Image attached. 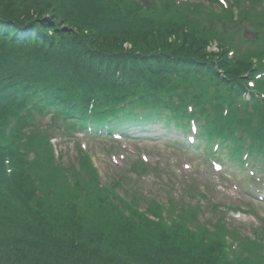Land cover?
Wrapping results in <instances>:
<instances>
[{"label": "trees", "instance_id": "obj_1", "mask_svg": "<svg viewBox=\"0 0 264 264\" xmlns=\"http://www.w3.org/2000/svg\"><path fill=\"white\" fill-rule=\"evenodd\" d=\"M68 1L69 6L64 0H0V126L8 106L38 88L49 93L51 87L77 79L75 90L91 95L94 85L105 84L106 78L108 84L131 78L138 82L145 71L159 75L172 69L179 74L189 67L190 57L179 62L177 52L171 53L170 35L161 26L162 33L146 21L138 24L124 0ZM125 43L131 51H124ZM184 45L199 47L204 56L203 45ZM8 149L16 167L7 177L0 147V187L9 193L8 205L0 199V264H226L213 259L216 246H182L171 237L180 249H162L156 226L131 211L125 216L106 195L99 196L96 206L88 203L84 191L58 209L46 204L40 190L42 171L31 173L35 170L31 162H21L20 149ZM181 248L193 255L187 257ZM161 256L171 257L163 263Z\"/></svg>", "mask_w": 264, "mask_h": 264}, {"label": "rangeland", "instance_id": "obj_2", "mask_svg": "<svg viewBox=\"0 0 264 264\" xmlns=\"http://www.w3.org/2000/svg\"><path fill=\"white\" fill-rule=\"evenodd\" d=\"M196 1H203V0H190L189 3H193ZM197 3V2H196ZM37 3H31L30 7L34 8L36 7ZM205 5H208L205 2ZM210 8H214L212 5H209ZM218 5H216V8ZM198 17V13L194 11V18L196 19ZM246 36L250 37L252 36L250 33H247ZM135 146L132 145L133 149L137 151V154H148L152 160H155L158 155H162L170 159L172 168L176 175L175 180L179 181L180 183L185 181L188 188L192 187L195 189H199L200 186H203L207 192L209 198L213 201L215 204H220V206H226L227 204H231L233 206H240L242 209L247 210L248 213L246 214H236L237 217H239L237 225H240L243 228V231H247V228L251 225L252 218L251 216H254L257 220L260 218L264 219V203L259 204L255 201L252 202V206L250 209L249 207L245 205V203L249 202L247 197L242 194L241 192L239 194L236 193V191L231 190L234 186L231 183H228L225 180H222L219 178V180L209 179L207 172L203 168V166L194 159V162L191 161L189 156H192L191 154L186 153H180L176 149L174 152L171 151L170 148L166 150V153H164V144L163 146H153L152 144H149L147 142L139 141L138 143H133ZM61 150L64 154V162L69 166L70 163L73 164V161H76V157L74 154V144L72 142H64L61 145ZM89 151L96 159L97 166L107 173H118L114 167H120L121 162L119 160L122 159V157H118V155H115L114 158H109L106 156V145H101L96 143H89ZM90 154V155H91ZM135 159L136 157H131ZM122 161V160H121ZM113 164V166L111 165ZM126 165V164H125ZM194 169V172L192 173V176H188L186 178H183V171H192ZM180 175V176H179ZM207 179H206V176ZM195 180L191 181L194 177ZM202 177V179H206L205 182H202L200 178L196 177ZM135 180V178H132ZM140 187H146L150 193L151 196L158 197L160 191L159 187L153 185L151 180L149 178H143L138 182ZM185 184V183H184ZM190 186V187H189ZM203 206H206V202L203 200ZM231 215V214H229ZM209 216V214H208Z\"/></svg>", "mask_w": 264, "mask_h": 264}]
</instances>
